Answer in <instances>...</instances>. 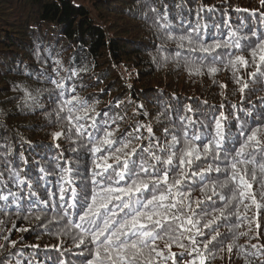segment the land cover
<instances>
[{
  "label": "snow or ice",
  "instance_id": "snow-or-ice-1",
  "mask_svg": "<svg viewBox=\"0 0 264 264\" xmlns=\"http://www.w3.org/2000/svg\"><path fill=\"white\" fill-rule=\"evenodd\" d=\"M260 4L264 8V0ZM149 11L152 17L146 12L145 18L184 50L171 58L183 59L190 74L201 75L206 68L207 74L214 76L220 70L217 65L222 64L231 70L242 100L246 89L253 90L250 84L264 78V32L258 35V28L241 23L233 30L224 20L227 38L215 37L209 43L199 23L185 29L181 22L182 34L176 36L167 11L162 14L155 7H149ZM259 14L264 25V11ZM245 27L248 34L238 37L237 32ZM192 53L200 55L193 58ZM249 65L254 70L245 77L240 70ZM51 83L60 90L58 121H66V132L55 131L52 139L64 135L76 144L71 151L77 157L80 150H87L91 166L86 164L82 172L79 165L71 166L70 158L62 166L59 161L64 160L63 152L52 158L58 175L41 167L43 175L32 179L23 169L8 166V180L16 190L0 175V214L8 215L14 209L18 217L28 219L35 213V219L41 221L42 215L47 219L51 210L54 215L48 223L63 222L57 236L68 237L75 248L81 249L77 253L83 258L81 264H180L181 260L185 264H207L225 249L230 255L235 251L243 264H264V114L246 112L243 119L237 116L233 133L228 118L221 113L213 117L214 125L212 121H200L203 130L191 135L189 127L196 128L198 122L181 116V127L176 132L165 128L166 142L161 144L150 125L137 124L132 132L120 133L118 126L111 127L119 117L107 119L106 113H97L94 105L77 95L61 99L66 91L63 81L52 79ZM25 99L34 98L26 91ZM100 115L105 119L98 120ZM141 141H147V145ZM20 159L24 161L23 156ZM49 175H57L56 181L41 187L39 181ZM197 187L201 196L193 199ZM229 218L234 222L221 232V225L231 222ZM4 223L0 220V225ZM242 224L247 226L244 231H240ZM3 231L0 227V233ZM2 238L16 248L17 241L8 235ZM241 238H245L244 244L239 243ZM159 242H163L162 248ZM173 246L180 252H173ZM54 247L70 251L62 245ZM3 248L5 244H0ZM16 255L21 253L17 251Z\"/></svg>",
  "mask_w": 264,
  "mask_h": 264
},
{
  "label": "trees",
  "instance_id": "trees-1",
  "mask_svg": "<svg viewBox=\"0 0 264 264\" xmlns=\"http://www.w3.org/2000/svg\"><path fill=\"white\" fill-rule=\"evenodd\" d=\"M149 7L162 14L167 11L176 36L182 34L183 22L185 29L199 23L206 42L215 37L227 38L224 20L233 30L243 23L258 28V35L264 32L260 0H0V175L13 191L16 189L8 180V166L23 169L32 179L43 175L41 167L55 170L58 175L52 158L61 152L62 166L69 158L71 166L79 165L82 172L86 164L91 166L87 150H80L77 157L71 151L76 144L64 135L56 141L52 139L53 132H66V121L57 118L60 90L51 83L52 79L62 80L65 85L61 99L77 95L94 105L97 113H106L107 119L119 117L111 127L118 126L120 133L132 132L137 124L150 125L161 144L166 142L165 128L176 132L181 127V116L198 122L196 128L189 127L191 135L203 130L200 121H212L214 125L213 117L221 113L228 118L233 133L237 116L243 119L246 112L264 114V78L250 84L253 90L246 89L242 100L231 70L222 64L217 65L220 70L214 76H209L206 68L201 75L190 74L183 59L171 58L184 50L145 18L146 12L149 17L153 15ZM245 34L247 27L237 32L238 37ZM243 54L250 58L247 52ZM199 55L191 54L193 58ZM253 70L249 65L240 71L246 77ZM221 84L226 87L222 89ZM26 91L34 99L26 100ZM97 119L102 121L105 116ZM141 132L147 136L144 129ZM140 143L147 145V141ZM57 175L39 181L41 187L51 186ZM200 196L197 187L192 198ZM53 215L50 210L47 219L42 215L38 221L35 213L24 219L14 209L8 215L0 214V220L5 221L0 225L4 229L0 244H5L0 249V264H17V260L20 264H59L60 260L81 264L83 258L77 255L81 249L75 248L68 237L57 236L63 222L48 223ZM229 219L230 223L221 225V232L231 227L234 220ZM13 224L15 229L29 230L16 231ZM246 227L242 224L240 231ZM8 229L13 230L9 233ZM261 232L264 240V228ZM4 235L17 241L15 249L6 244ZM239 243L244 244L245 238ZM55 245L70 251H58ZM159 245L162 248L163 242ZM17 251L21 255H16ZM172 251L179 253L180 249L173 246ZM180 264H185L184 260ZM207 264H243V260L235 251L230 255L225 249Z\"/></svg>",
  "mask_w": 264,
  "mask_h": 264
},
{
  "label": "rangeland",
  "instance_id": "rangeland-1",
  "mask_svg": "<svg viewBox=\"0 0 264 264\" xmlns=\"http://www.w3.org/2000/svg\"><path fill=\"white\" fill-rule=\"evenodd\" d=\"M11 19H12V17H11ZM11 30V29H10ZM10 30H8V31H10Z\"/></svg>",
  "mask_w": 264,
  "mask_h": 264
}]
</instances>
